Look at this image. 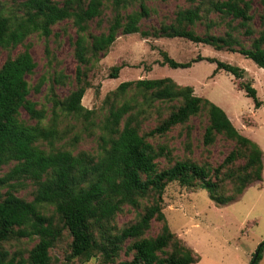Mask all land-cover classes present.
I'll use <instances>...</instances> for the list:
<instances>
[{
    "label": "trees",
    "instance_id": "16d2710c",
    "mask_svg": "<svg viewBox=\"0 0 264 264\" xmlns=\"http://www.w3.org/2000/svg\"><path fill=\"white\" fill-rule=\"evenodd\" d=\"M147 1L150 0H23L18 5V13H0V49L9 54L23 47L16 55H7L0 65V169L12 165L0 176V188L7 189L0 193V264H52L49 252L64 233L69 238L67 261L78 259L86 263L98 258V264H195L197 254L170 231L162 212L166 186L177 182L181 187L200 188L215 204L225 205L261 180L259 146L239 133L221 108L195 96L190 86H180L170 78L121 82L112 95L115 98L130 92L133 95L117 106L112 103L99 124L94 122V111L81 105L89 87L88 66L108 52L118 34H139L143 39L180 38L210 46L215 51L238 53L264 70V0H258L262 7L261 30L249 48L242 46L233 35L238 27L245 29L246 36L253 35L249 28L253 20L249 1L188 0L195 6L177 9L173 22H160L151 32L141 31L139 25L150 15ZM133 5H138V9L127 12ZM105 8L112 10L107 29L99 34L89 33V23L99 20ZM212 13L229 19L222 36L209 32L217 25L208 18ZM206 19V33L196 34L192 27ZM64 21L70 22L75 30L74 88L63 98H58L50 88L47 101L51 103V116L45 124V108H38L28 99L32 88L26 77L33 74L36 63L24 42L35 34L47 39L52 27ZM234 21H238L236 26L231 24ZM97 23L100 25V21ZM159 54L162 58L159 66L185 69L205 60L215 64L212 77L218 71L236 80L245 74L243 69L214 58L197 55L180 63L164 51ZM124 66L111 67L108 78L117 79ZM65 79L59 73L53 76L52 82L64 85ZM43 82L40 78L33 91L38 92ZM238 88L252 100L255 109L263 105L251 83H240ZM137 96L149 108L166 104L171 108L147 132H141L139 116L145 112L136 102ZM21 111L35 123L24 121ZM200 114L207 118L202 138L204 146L212 145L217 136L234 143V148L217 167L189 158L174 159L168 146L148 141L163 137L176 127L188 131L190 118ZM60 116L81 120L84 132L99 128L96 154L85 151L74 154L56 147L63 139L58 129ZM78 138L74 136L73 144ZM185 147L190 150L189 143ZM160 160H165L167 166L160 167ZM238 161L242 163L234 167ZM28 185L34 188L30 201L17 195ZM126 208L136 212V219L119 227L116 218ZM152 222L160 224V228L155 236H148ZM25 238L37 239L26 255L20 251L9 255L1 248L4 243ZM263 247L264 243L257 248L250 264L258 263Z\"/></svg>",
    "mask_w": 264,
    "mask_h": 264
},
{
    "label": "rangeland",
    "instance_id": "374dc122",
    "mask_svg": "<svg viewBox=\"0 0 264 264\" xmlns=\"http://www.w3.org/2000/svg\"><path fill=\"white\" fill-rule=\"evenodd\" d=\"M22 1L0 0V13L5 15L18 13V5ZM55 1L61 2L62 0ZM244 1H249L251 5L253 20L249 28L253 30V35L246 36L245 29L241 27L234 30L233 35L242 46L249 48L261 30L259 14L262 7L258 0ZM146 6L150 10V15L142 19L139 25L141 31L151 32L152 29L158 27L160 22H173L174 12L177 9L192 8L195 4H191L188 0H150L146 2ZM137 9L138 5H133L129 6L126 11ZM111 17L112 10L105 8L99 20L89 23V33L104 32ZM208 18L217 24L209 32L222 36L227 30L225 25L229 19H221L214 13ZM206 22L207 19L192 27L196 34L206 33ZM231 24L236 26L238 21ZM74 39V28L70 22L64 21L52 27V33L47 39L35 34L24 42V45L29 46V53L36 63L33 74L26 77L32 88L28 99L36 103L38 108H45V124H48L51 116V103L47 101L50 88H53L58 98L65 97L74 88L73 77L77 66L72 54ZM21 51L23 47L19 46L9 54L14 56ZM159 51L166 52L170 58L180 63L190 61L197 55L202 58H214L243 69L245 74L243 78L236 80L232 75L218 71L212 77L215 64L205 60L192 63L185 69L159 66L158 63L162 60ZM9 54L0 49V65ZM121 64L125 66L119 71L118 78L109 79L108 74L111 67ZM88 68L89 87L85 90L81 105L94 111L96 124L103 120L112 103L117 106L133 95L130 92L124 97L115 98L112 92L119 83L140 79L170 78L180 86H190L195 96L206 98L221 108L237 131L259 146L262 152L261 180L248 186L235 201L217 205L209 198L205 190L181 187L177 182L169 183L162 197V212L168 227L186 247L197 254L198 262L195 264H250L257 248L264 243V70L238 53L215 51L210 46L193 44L180 38L154 39L149 37L143 39L139 34H118L108 52L100 55L97 61L92 62ZM59 73L67 79L64 85L52 82L53 76ZM40 78H43L44 82L39 91L34 92L33 87ZM240 83H251L257 92V98L263 105L255 109L252 100L238 88ZM136 102L145 112L139 116L142 120L141 132L154 128L171 109L168 104L149 108L138 96ZM21 118L28 124L35 123L28 119L24 111H21ZM82 124L81 120H75L73 117L60 116L58 129L63 133V139L56 144V147L71 150L74 154L79 151L96 154L100 130L94 127L91 132H84ZM206 125L207 118L204 114H200L190 118L187 123L188 131L186 128L176 127L165 136L150 138L148 141L154 145L168 146L172 150L174 159L189 158L199 164L207 162L215 168L234 148V143L222 136H217L212 145L204 146L202 138ZM75 135L79 138L73 144ZM186 143L190 145L189 151L185 147ZM46 146L45 144L44 147L47 149ZM241 163L238 161L234 167ZM159 164L160 167L167 166L165 160H160ZM11 166L2 167L0 176L6 173ZM33 189L31 185H28L25 189L18 191L17 195L30 201ZM6 190V188H0V193L3 194ZM50 209L49 213H51ZM135 219L136 212L126 208L124 213L116 218V224L122 227ZM159 228L160 224L152 222L151 230L147 235L155 236ZM36 242V238H25L4 243L1 248L9 255L18 251L26 255ZM68 245L69 238L64 233L62 239L49 252L52 264H98V258H93L86 263L78 259L67 261ZM257 264H264V247Z\"/></svg>",
    "mask_w": 264,
    "mask_h": 264
}]
</instances>
